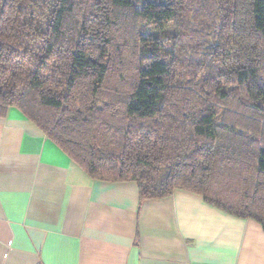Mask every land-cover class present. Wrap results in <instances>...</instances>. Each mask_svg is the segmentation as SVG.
Masks as SVG:
<instances>
[{
	"label": "trees",
	"instance_id": "16d2710c",
	"mask_svg": "<svg viewBox=\"0 0 264 264\" xmlns=\"http://www.w3.org/2000/svg\"><path fill=\"white\" fill-rule=\"evenodd\" d=\"M139 3L0 0V116L139 203L184 190L264 232V0Z\"/></svg>",
	"mask_w": 264,
	"mask_h": 264
},
{
	"label": "crops",
	"instance_id": "0c3cea01",
	"mask_svg": "<svg viewBox=\"0 0 264 264\" xmlns=\"http://www.w3.org/2000/svg\"><path fill=\"white\" fill-rule=\"evenodd\" d=\"M0 264H264V232L197 194L139 203L15 108L0 116Z\"/></svg>",
	"mask_w": 264,
	"mask_h": 264
},
{
	"label": "rangeland",
	"instance_id": "374dc122",
	"mask_svg": "<svg viewBox=\"0 0 264 264\" xmlns=\"http://www.w3.org/2000/svg\"><path fill=\"white\" fill-rule=\"evenodd\" d=\"M133 1H135V0H133ZM139 1H140V3L136 7L139 11H141L150 2V0H139ZM172 28L174 29L175 27H171V29Z\"/></svg>",
	"mask_w": 264,
	"mask_h": 264
}]
</instances>
